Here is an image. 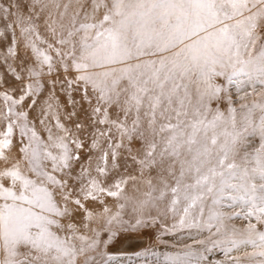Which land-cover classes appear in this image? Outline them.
Listing matches in <instances>:
<instances>
[{
	"label": "snow or ice",
	"instance_id": "6c2138e0",
	"mask_svg": "<svg viewBox=\"0 0 264 264\" xmlns=\"http://www.w3.org/2000/svg\"><path fill=\"white\" fill-rule=\"evenodd\" d=\"M214 250L264 264V0H0V264Z\"/></svg>",
	"mask_w": 264,
	"mask_h": 264
},
{
	"label": "rangeland",
	"instance_id": "374dc122",
	"mask_svg": "<svg viewBox=\"0 0 264 264\" xmlns=\"http://www.w3.org/2000/svg\"><path fill=\"white\" fill-rule=\"evenodd\" d=\"M179 242V243H178ZM191 243L188 238V234L179 233L176 235L161 236L159 233H156L155 237L150 239L149 235H141L140 233H126L121 234L117 240L112 245V251L119 255L120 253H133L135 251H140L145 247L152 246L155 250L165 253L178 251L183 247V244ZM176 243V244H175ZM217 256L213 264H216L217 261L223 259V255L220 251H213ZM211 255H209L210 261ZM210 263H212L210 261Z\"/></svg>",
	"mask_w": 264,
	"mask_h": 264
},
{
	"label": "bare ground",
	"instance_id": "6f19581e",
	"mask_svg": "<svg viewBox=\"0 0 264 264\" xmlns=\"http://www.w3.org/2000/svg\"><path fill=\"white\" fill-rule=\"evenodd\" d=\"M178 243H179V242H178ZM175 244H176V243H175ZM209 255H211V257H210V261H211L212 263H210V261L208 262V260H209ZM216 256H217V255H216L214 252L208 253V254H207L206 264H213V262L215 261Z\"/></svg>",
	"mask_w": 264,
	"mask_h": 264
}]
</instances>
